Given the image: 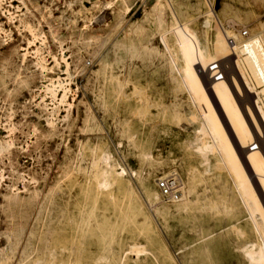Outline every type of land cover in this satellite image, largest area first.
Returning a JSON list of instances; mask_svg holds the SVG:
<instances>
[{"label":"rangeland","instance_id":"374dc122","mask_svg":"<svg viewBox=\"0 0 264 264\" xmlns=\"http://www.w3.org/2000/svg\"><path fill=\"white\" fill-rule=\"evenodd\" d=\"M155 1H0V264H20L28 253L27 264L43 257L95 264L110 237L115 251L130 243L145 249L128 252L126 264H248L242 251L264 264V236L233 187L248 182L264 216V131L242 129L252 95L242 94L247 84L232 64L226 32L243 39L264 32V0ZM163 31L178 65L158 38ZM142 46L157 51L145 55ZM214 63L220 79L209 71ZM217 108L233 130L215 154H198L186 143L197 129L189 110L213 115ZM102 147L125 170L132 212L117 192L94 198L89 164ZM228 149L234 166L219 156ZM169 172L190 184L194 202L184 207L160 197L154 180Z\"/></svg>","mask_w":264,"mask_h":264},{"label":"bare ground","instance_id":"6f19581e","mask_svg":"<svg viewBox=\"0 0 264 264\" xmlns=\"http://www.w3.org/2000/svg\"><path fill=\"white\" fill-rule=\"evenodd\" d=\"M157 1H155V2H157ZM123 2H124V5H125L124 7H125V12H126L128 6L125 4V1H123ZM110 4L111 3L106 4V5H110ZM157 6H158V4H155L154 3L151 7H149L148 14H149V12L154 11L157 8ZM159 11H158V14H159ZM9 18H11V17H9ZM157 22H159V23L161 22V16H160V14L157 16ZM167 29H169L168 30V33L172 34L173 31H174V29H175V25L173 26L171 24ZM32 32H33V30H32ZM165 32L164 31L163 32H159L158 33V38L161 41V44L163 43L165 45V47L168 49L169 55H172L173 56L172 59L173 58L175 59V64L178 65V63L176 61V58L174 57L175 52H173L172 50H170V45L171 44L168 45V43H167ZM226 32H227V35L229 36V38H230V40L232 42V44H230V51H229L230 52L229 53V56L231 58L232 64L238 69V71H239V73L241 75V80L244 81L247 84V88L243 91L242 94L246 93V95H249V94L252 95L251 104L249 106L245 107V116H244V112H243L242 117L240 118L242 129L243 130H247V128L249 129V127L251 125L254 128H261L264 131V32H262V31L251 32L247 36V38H245V39L241 38L240 32H238L237 34H234V32H230V31H226ZM41 36H42V34H41ZM35 38H37V37H35ZM41 42H42V40H41ZM122 45L124 46V47L123 46L122 47L124 48L125 53H127V54L129 53V54H131V55L134 56V54L136 52V49H134L133 45H131L130 43H128V44H125L124 43ZM119 46H121V45H119ZM46 47H47V45H46ZM114 47H116V46H114ZM39 51H41V50H39ZM156 51L157 50L154 49V48H151V47L149 48L147 46H142V52L145 55L146 54L147 55H150L152 53H156ZM167 54H168V52H167ZM36 55H37V53H36ZM161 55L164 56L165 54H163V52H161ZM23 56H24V54H23ZM163 58H166V57H163ZM168 59H170V57ZM166 61H167V59H166ZM41 62L42 61H40V63ZM39 66L40 65L38 64V67ZM216 66H217V64H216ZM40 70H42V68ZM221 77H222V74H221ZM48 91L51 92L52 91L51 88L50 89H47L46 92H48ZM62 91H64V90H62ZM50 92H49V94H52L53 93V92L52 93H50ZM53 95H54V93H53ZM222 108H217V112L214 113L213 115H208L209 114L208 112H201L199 115H197L196 114V111L189 110L190 112L188 114L189 115L188 118H189V120L191 122H193L195 124V126H197L196 127L197 129H196V132L193 133L190 138H187L186 139V143H187V146L188 147L192 148L193 150H196L198 154L201 153V151H203V150H208L212 154H215L216 151H219L221 149V147L223 146L224 142L225 141L227 142L226 133L227 132L228 133L232 132V130H233V124H232V122H231V120H230L229 117H225V120H223L222 118H219V114L221 113ZM251 113H253L252 115L254 117V121L253 122H250V120H249V117H250ZM255 113H256V115H255ZM173 115H174L173 116L174 119L175 118L178 119L177 118V114H173ZM178 121H179V119L176 121V123H178ZM13 129L14 128L12 127V130ZM18 130H20V129H18ZM8 132L11 133L9 130H8ZM27 135H28V133H27ZM10 141H11V139H10ZM235 143L236 144H235V148L233 149V151H237V148L236 147L238 145V141L235 140ZM3 145L4 146L6 145V141H5V144H3ZM7 147H10V146H7ZM2 149L0 148V150H2ZM230 149L227 150V154H226V152H224V153L219 152V156L220 157H223V158L224 157L225 158L228 157L230 159L231 165L234 166V164L236 163V159L233 158L234 157V154H231V151L229 152ZM3 150H5V149H3ZM233 153H235V152H233ZM229 154H231V155H229ZM109 157H110L109 156V152H107V150H105L102 147L101 148V155L99 156V159L98 160H95V161H91V163L88 162V163H90L89 165H91V167L93 168V173H94V181L92 180L94 182V190H93L94 198L96 196L98 197L99 196L98 195L99 193H103L107 198H109L111 200V198L113 197L114 192H117L118 193V196L120 198V203L126 208V211L129 213V211H131V208H132V205H130L131 194L133 193L132 188H131L129 182L128 181H124V179H123V174H125L124 168L121 167L120 165L111 164L109 162ZM99 162H102V165L101 166L99 165ZM203 163H204V161H202L201 159H199V164H203ZM88 167H90V166H88ZM0 178H1V176H0ZM29 181H30V179H29ZM180 185H181V189H180L181 195H179V198L180 199L178 198L176 200H179L180 204L182 206L186 207L189 204H191L192 202H194L195 200L188 199V197H187V195L191 192L190 184H186L184 181L180 180ZM233 187L236 190V196H237V198H239L242 201V204H243L245 210H247V211H245V210L244 211L245 212H248L249 215H250V217L252 216L256 220V222H254V223L257 224V227L258 228L255 227L256 226V224H255L254 231L256 232V230H258L257 233L260 234L259 236H264V216L261 213V210L255 205L257 198H256V194L254 192V189H252L250 187V185H249L248 182L246 184H244L243 181H237L236 182V185L233 186ZM12 196L16 200V198H15L16 195L15 196L12 195ZM246 196H248V197H246ZM66 200H67V198H66ZM171 202H173V201H171ZM135 203L136 204H134L135 206L133 207V209L137 213H139V210L141 209L140 208L141 206L139 205L140 202L139 203L135 202ZM111 205H112V203H111ZM77 207H78V205H77ZM114 207H116V206H114ZM42 209L43 208H41V204H40V207H39V210H38L36 216H39L41 214V210ZM90 213H92V212H90ZM248 213H247V215H248ZM82 215H83V213H82ZM80 217H81V215H80ZM81 218L83 219V217H81ZM248 218H249V216H248ZM82 219H81V221H82ZM248 221H249V219H248ZM86 222H87V219H86ZM128 222L130 223V221H128ZM142 224H143V222H140L139 223L140 226H139V229L137 230V232H138L139 235H144V232H143V226L144 225H142ZM107 232H108V230H107ZM47 234H48V230L45 229V231H44V239L45 240L47 239ZM111 241H112V237H110V241H107L105 243L106 244V247L102 243L103 246L101 247L98 255L96 256V258L94 259L95 260L94 261L95 264H126L124 257H125L126 254H128V252L130 253V252H133L135 250H139V251H141V253L145 252V249H143L142 246H138L137 244H134V243L128 244V247H126V248H122L120 246V247H118V250L115 251L112 248V246L110 245ZM263 244H264V242H263ZM125 245H127V244H125ZM73 247L74 248H77V247H75V245ZM67 248H69V247H67ZM70 248H72V243H71ZM70 248H69V251H70ZM47 249H49V248L47 247ZM236 249H238V248H236ZM45 250H46V248L43 249L44 252H45ZM78 251H82V250H78ZM240 251H242V248H240ZM76 252H77V250H76ZM71 254H72V252H71ZM52 255H53V252H51V256ZM242 256L245 257V259L248 262V264H257L254 260H252V261L250 260L249 261L250 258L248 257V255H247L246 252L242 251ZM28 257H29V253L28 254H23V256L19 259L20 264H27L28 262L26 260L28 259ZM204 257L207 258V256H204ZM44 259L45 258L43 257V259L41 261H38L37 260V261L33 262L32 264H54L52 262L51 263H46V262H44ZM90 263H91V261H90Z\"/></svg>","mask_w":264,"mask_h":264},{"label":"built area","instance_id":"2783aa9c","mask_svg":"<svg viewBox=\"0 0 264 264\" xmlns=\"http://www.w3.org/2000/svg\"><path fill=\"white\" fill-rule=\"evenodd\" d=\"M245 35V32H242ZM209 71L213 73V79H220L222 72L216 64H210ZM256 144H251L249 148L255 149ZM155 188L164 201H174L180 195V177L175 172H169L164 175L158 176L154 183Z\"/></svg>","mask_w":264,"mask_h":264}]
</instances>
